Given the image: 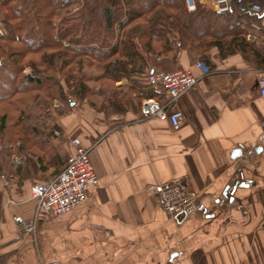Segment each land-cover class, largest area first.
<instances>
[{
  "label": "crops",
  "instance_id": "1",
  "mask_svg": "<svg viewBox=\"0 0 264 264\" xmlns=\"http://www.w3.org/2000/svg\"><path fill=\"white\" fill-rule=\"evenodd\" d=\"M255 34L249 41L264 45V30ZM205 56L212 66L203 75L195 67L200 55L189 48L148 59L150 70L199 76L176 100L185 116L178 129L142 117L141 104L120 114L76 99L47 113L57 126L43 129L58 153L68 156L77 137L98 179L83 204L42 217L33 234L19 236L16 224L33 216L29 188L42 172L36 157L13 156L19 173L10 175L9 191L0 187V264H264V101L257 90L264 68L240 54L220 58L216 47ZM183 175L198 208L176 225L147 186ZM246 179L253 181L224 195Z\"/></svg>",
  "mask_w": 264,
  "mask_h": 264
},
{
  "label": "trees",
  "instance_id": "2",
  "mask_svg": "<svg viewBox=\"0 0 264 264\" xmlns=\"http://www.w3.org/2000/svg\"><path fill=\"white\" fill-rule=\"evenodd\" d=\"M0 13L7 30L0 40V90L5 88L0 104L16 110L10 114V126L5 127L7 115L0 117L11 146L9 157L21 153L36 157L39 171L51 169V177L60 172L67 156L58 153L51 132L30 120L26 109L36 102L38 115L46 116V109H40L60 87L58 74L71 94L85 98L90 88L77 56L97 60L104 78L115 84L128 79L127 90L115 85L104 104L87 101L97 111L120 114L139 106L144 98L158 99L159 92L146 81L151 55L167 56L189 48L211 69L205 52L216 47L220 58L240 54L246 62L264 68V45L247 40L245 30L230 28L227 14L201 7L190 12L184 0H1ZM57 17L54 27L52 19ZM78 44L85 46L77 48ZM26 65L36 74L23 72ZM9 167L11 175L19 173V167Z\"/></svg>",
  "mask_w": 264,
  "mask_h": 264
},
{
  "label": "built area",
  "instance_id": "3",
  "mask_svg": "<svg viewBox=\"0 0 264 264\" xmlns=\"http://www.w3.org/2000/svg\"><path fill=\"white\" fill-rule=\"evenodd\" d=\"M184 4L190 12L201 7L216 14H227L229 27L245 30L248 40L257 39L255 31L264 30V4L259 0H184ZM4 35L5 29L0 21V40ZM195 67L202 75L210 71L203 61H197ZM198 80L199 76L181 69L149 72L146 81L154 89L163 92L165 101L156 98L143 99L140 105L141 116L168 121L174 129H178L185 116L175 107L176 100L190 90ZM257 90L259 97L264 101V69L258 72ZM69 143L72 151L60 172L30 186V199L34 201L33 216L17 222L19 236L33 234L40 218L61 215L83 204L89 188L96 184L98 178L89 158V149L84 147L77 137L70 138ZM253 152L252 149L247 150L245 155L249 156ZM252 181L246 179L243 182L251 184ZM147 191L157 197L160 208L176 225L182 224L198 208V193L187 175L149 184ZM224 201L225 198L219 200L220 203Z\"/></svg>",
  "mask_w": 264,
  "mask_h": 264
},
{
  "label": "rangeland",
  "instance_id": "4",
  "mask_svg": "<svg viewBox=\"0 0 264 264\" xmlns=\"http://www.w3.org/2000/svg\"><path fill=\"white\" fill-rule=\"evenodd\" d=\"M64 1H66V0H64ZM0 5H1V0H0ZM75 9H76V7L73 10H75ZM2 15L3 14L0 13V21L2 22V25L5 29V35H6L7 30H6V27L2 21L3 20ZM63 15H64V13H62L60 16H63ZM52 21H53L52 25L54 27H56L58 25L59 17L53 18ZM115 30L117 32V25H115ZM67 44L68 43L63 42V46H67ZM76 46H77V48H84L85 45L84 44H78ZM77 58H80L82 60L83 65H82L81 76L84 75V76H82L83 81H85L87 83V86L90 88V91H88V93L85 94L84 99H80V98L76 97L74 94L70 93L69 89L64 84L63 77L59 74L56 75L57 82H58V84L60 83L61 85L57 89H54V94H55L54 96H52L48 100L46 99L47 104H45V105H47V106L45 108L42 107L40 109V110L46 109L45 110L46 116L43 118L42 117L43 115H41V116L38 115L37 112H38L39 108L38 107L36 108V102H32V104L29 107L26 106L27 107L26 110L29 114L28 116H29L30 120H32L34 123H37L39 128H43V126H45L47 128H49V127L53 128V125L56 124L55 118L53 117L52 114H50V116H52L54 119L48 118L49 115L47 113H50L53 108H56L58 106H60L59 108H62L63 111L69 109V104L67 102L69 98L72 100L79 99L83 102L85 101L86 103H88L87 101L92 100L95 103H97L99 106V105L105 103L104 99L107 98L108 95L110 96V93L115 88V85H120V83L115 84V83L111 82L110 80L104 78V75L102 74L101 64L97 60L92 58L91 56L84 54V55L77 56ZM23 72L28 73V74L29 73L36 74L35 71H33L29 65H26L24 67ZM122 86L124 87L123 89L125 90L128 86H130V84H129V82L123 83ZM4 89L0 90V93H3ZM39 100H41V99H39ZM39 100H37V101H39ZM93 109L96 110L95 108H93ZM15 112H16V110L13 107L7 106L6 104H0V117L7 115L5 127L10 126V124H11L10 114L13 115V114H15ZM102 112H110L111 113L112 111L107 110V111H102ZM56 126L57 125H54V128ZM13 137L16 138L18 136L15 135ZM6 140H7L6 139V130H5V128L2 129L0 127V187L1 188L4 187L9 191L10 181L13 180V178L10 176L11 172H12V168H10L9 165L13 164V162L11 160V159H13V157L12 158L9 157V151H11V146L8 145ZM15 156H18V155H14V157ZM17 167H19V166L16 165V168ZM38 174H39L38 180L44 181V180L51 178L52 170L50 169L46 173H38ZM1 188H0V190H1ZM10 201H11V199H9V201L7 200V203H9ZM0 208H1V204H0Z\"/></svg>",
  "mask_w": 264,
  "mask_h": 264
},
{
  "label": "water",
  "instance_id": "5",
  "mask_svg": "<svg viewBox=\"0 0 264 264\" xmlns=\"http://www.w3.org/2000/svg\"><path fill=\"white\" fill-rule=\"evenodd\" d=\"M153 71L154 70L151 69L149 72L152 73ZM70 105H73L72 101L70 102ZM240 153H241V151L237 150V154L239 155ZM237 154H234V156H236ZM245 186H246L245 182L237 180L232 186L228 185L223 193H224V195L229 193L231 195V197H232V195H233L234 191L236 190V188H243ZM230 199L232 200L233 198H230Z\"/></svg>",
  "mask_w": 264,
  "mask_h": 264
}]
</instances>
